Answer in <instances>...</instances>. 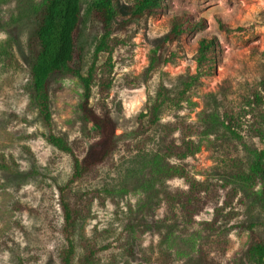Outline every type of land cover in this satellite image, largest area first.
Instances as JSON below:
<instances>
[{
	"label": "rangeland",
	"instance_id": "1",
	"mask_svg": "<svg viewBox=\"0 0 264 264\" xmlns=\"http://www.w3.org/2000/svg\"><path fill=\"white\" fill-rule=\"evenodd\" d=\"M93 1L81 0V74L104 32L87 13ZM42 2L0 0V164L5 167L0 165V264H59L65 245L56 185L68 179L72 163L44 140L28 75L30 38ZM130 4H116L112 67L107 54L96 61L97 77L112 79L105 101L116 123L117 147L92 178L74 187L97 193L76 224L74 263L89 241L102 248L91 264H248L244 251L250 230L264 239V185L255 176L247 178L255 151L263 147L253 129L264 128V0H167L163 14L123 26ZM175 11L190 12L203 27L158 52L168 32L165 13ZM201 37H212L219 48L215 61L205 63L208 74L180 109L163 111L157 125L135 135L137 116L158 89L173 96L195 72ZM48 88L54 133L83 155L95 135L78 110L80 80L55 74ZM97 100L95 84L93 107ZM229 112L236 117L237 136L224 126ZM180 123L200 128L188 136L197 151L184 160L163 153L165 142H179ZM171 166H183L207 188L201 194L206 204L191 221L171 201L186 190L183 178L168 175Z\"/></svg>",
	"mask_w": 264,
	"mask_h": 264
},
{
	"label": "trees",
	"instance_id": "2",
	"mask_svg": "<svg viewBox=\"0 0 264 264\" xmlns=\"http://www.w3.org/2000/svg\"><path fill=\"white\" fill-rule=\"evenodd\" d=\"M117 2L118 0H95L88 7L87 13L102 25L104 32L94 46L92 61L84 74H81L79 68L82 47L77 43L81 20V0H43L36 29L30 38L33 57L29 64L28 75L33 101L40 121L46 129L42 136L56 151L67 154L72 163L68 179L63 184L56 185L62 219L59 231L65 241L64 247L59 252V264H91L102 249L89 241H84L82 243L83 253L74 263L75 245L72 238L76 224L88 214L90 204L97 196L93 190L78 191L74 190V187L78 182L92 178L97 167L108 161L117 147L116 123L105 101L112 79L109 78L110 76L98 78L96 66L99 55L107 54V63L110 68L112 67L110 56L116 46V40L110 37V26L117 15ZM167 7V0H131L127 9V19L122 20L121 24L126 26L133 20L157 17L163 14L164 8ZM165 15L168 32L163 41L156 46L158 52L162 51L167 44L179 41L185 35L203 27L200 19L187 11H175L170 14L165 13ZM223 25L220 22V26L223 27ZM215 50L219 48L212 37L198 39L195 72L185 78L173 96L168 95L162 87L158 89L145 110L137 116V125L133 131L135 135L143 136L157 125L163 111L177 110L182 107L183 101L197 86L200 78L208 74L210 68L205 63L210 64L215 61ZM55 74L75 76L81 82L83 92L78 110L83 121L92 126L95 135L94 140L89 144V149L83 155L77 152L65 136L53 131L48 85L51 76ZM95 84L98 85V100L93 107L91 97ZM224 126L231 134L237 136L234 129L237 121L232 113L224 114ZM177 129L181 133L179 142L173 139L165 142L163 153L166 157L184 160L193 156L197 151L196 143L188 136L199 132L200 128L197 124L180 123ZM253 132L262 140L263 147L255 151L251 168L254 175H248L247 178L254 179L255 176L264 185V128H254ZM0 165L1 168H5L3 163ZM166 171L169 176L184 179L186 190L173 195L171 201L175 200L184 218L191 221L193 215L199 213L206 204L201 194L206 192L207 188L203 183L192 178L183 166H171ZM18 207L27 212L35 211L29 206L19 204ZM244 258L248 264H264V239L252 230L249 233Z\"/></svg>",
	"mask_w": 264,
	"mask_h": 264
}]
</instances>
